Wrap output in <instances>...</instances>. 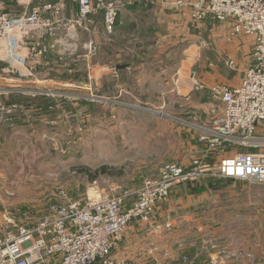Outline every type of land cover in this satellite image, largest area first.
Masks as SVG:
<instances>
[{"label":"rangeland","instance_id":"rangeland-1","mask_svg":"<svg viewBox=\"0 0 264 264\" xmlns=\"http://www.w3.org/2000/svg\"><path fill=\"white\" fill-rule=\"evenodd\" d=\"M77 2L65 0L54 16L75 15ZM185 11L139 2L112 34L103 18L76 25V37L62 27L64 41L36 67L35 94L0 97V235L67 201L135 191L165 163L204 153L199 126L212 127L223 104L209 88L179 93L177 74L195 69L209 85L235 84L227 74L240 80L254 43L232 39L246 50L231 52V67L220 51L228 25ZM236 152H264V123L249 141L226 144L225 155ZM117 251L147 264H264V183L209 177L175 188L148 220L129 224Z\"/></svg>","mask_w":264,"mask_h":264},{"label":"built area","instance_id":"built-area-1","mask_svg":"<svg viewBox=\"0 0 264 264\" xmlns=\"http://www.w3.org/2000/svg\"><path fill=\"white\" fill-rule=\"evenodd\" d=\"M6 1L0 0V61L6 62L0 67V97L35 94L36 67L49 50L56 49L58 41H64L56 38L62 27L76 37V25L91 27L95 16L102 13L104 28L112 34L122 10L139 2L188 10L198 22L228 23V41L248 35L255 45L254 62L236 86L209 85L195 69L187 77L180 71L177 74L179 93L183 85L209 88L223 104L222 115L212 127L199 126L203 154L189 163H165L158 177L146 179L135 191L67 201L53 206L34 224L19 222L16 232L0 235V264H147L115 251L129 224L148 220L156 205L175 188L209 177L264 183V152L224 154L228 142L249 141L264 123V0H78L77 16L72 20L54 16L62 11L59 3L14 14L4 10ZM88 47L92 48V41ZM226 63L235 66L231 57Z\"/></svg>","mask_w":264,"mask_h":264},{"label":"crops","instance_id":"crops-1","mask_svg":"<svg viewBox=\"0 0 264 264\" xmlns=\"http://www.w3.org/2000/svg\"><path fill=\"white\" fill-rule=\"evenodd\" d=\"M8 1L9 0H7L6 1V4H5V7H4V10L5 11H7V12H9V13H14V14H20V13H22V12H24L26 9H33V8H35V7H37L36 5H38V6H43V5H45L46 3H52V4H54V3H59L61 6H62V11L66 8V3H65V0H58V1H56V2H50V1H46V2H44V3H41V0H38L37 1V4H35V2H36V0H14L12 3H8ZM141 3H146V1H144V2H141ZM137 5V4H136ZM134 6V5H133ZM75 7H76V13H75V15H72V16H68V17H63V19H65V20H72V19H74V18H76V16H77V12H78V2L76 3V5H75ZM136 8V7H135ZM164 10V9H163ZM185 12H187L188 13V11H185ZM52 13L53 12H49L47 15H49V16H52ZM189 14V13H188ZM183 15H186V14H183ZM165 16H168L167 14H165L164 15V17ZM175 16H179L180 17V15L179 14H176V15H172V17H175ZM187 16V15H186ZM186 16L184 17V18H186ZM182 17V16H181ZM188 17V16H187ZM102 13L101 14H97L96 16H95V19H96V22H100V19H101V21H102ZM188 19H189V17H188ZM206 20H210V19H206ZM210 21H212V20H210ZM120 23H121V21H120ZM171 24V23H170ZM225 25L227 26L228 25V23H225ZM170 26H174V24H171ZM164 31L166 32V30L164 29ZM163 31V32H164ZM243 38V37H242ZM252 38V41H253V43H254V38L253 37H251ZM244 43H245V41H242L241 40V37L238 39H236V40H234V41H229V42H227L226 40H224V43L220 46V51H223V52H227V54L230 56V57H233L232 56V54H231V52H237V50H239V51H245L246 50V46L244 45ZM254 45H255V43H254ZM228 50V51H227ZM254 50V49H253ZM253 62H254V60H253ZM253 64V63H252ZM251 64V65H252ZM250 65V66H251ZM245 71L246 70H244V72H243V75H244V73H245ZM236 73H233V71L231 72V73H228L227 74V76H228V78H227V80L229 81V82H235V84H232V85H228V86H236V85H238L239 83H240V81H241V79H242V77H243V75L239 78L240 80H236V78H237V76L235 75ZM204 77H206V76H204ZM207 78V77H206ZM205 78V79H206ZM206 92H208L209 94L211 93V92H209V91H207V90H205ZM211 95V94H210ZM205 104L206 105H210V102H205ZM117 252H120V254H118V255H121V254H124L123 256H125V253L124 252H122V251H117ZM127 257V256H126Z\"/></svg>","mask_w":264,"mask_h":264},{"label":"trees","instance_id":"trees-1","mask_svg":"<svg viewBox=\"0 0 264 264\" xmlns=\"http://www.w3.org/2000/svg\"><path fill=\"white\" fill-rule=\"evenodd\" d=\"M108 167H103L102 168V173H108L107 171H108V169H107ZM189 186H191V185H189ZM192 186H194V185H192Z\"/></svg>","mask_w":264,"mask_h":264},{"label":"water","instance_id":"water-1","mask_svg":"<svg viewBox=\"0 0 264 264\" xmlns=\"http://www.w3.org/2000/svg\"><path fill=\"white\" fill-rule=\"evenodd\" d=\"M119 67H120V68H124V67H125V65H119Z\"/></svg>","mask_w":264,"mask_h":264}]
</instances>
